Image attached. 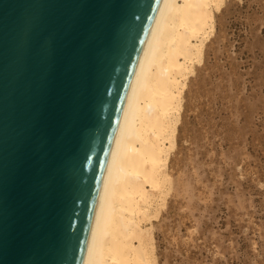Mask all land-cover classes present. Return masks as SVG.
<instances>
[{
	"label": "water",
	"instance_id": "1",
	"mask_svg": "<svg viewBox=\"0 0 264 264\" xmlns=\"http://www.w3.org/2000/svg\"><path fill=\"white\" fill-rule=\"evenodd\" d=\"M163 0H0V264H86Z\"/></svg>",
	"mask_w": 264,
	"mask_h": 264
},
{
	"label": "rangeland",
	"instance_id": "2",
	"mask_svg": "<svg viewBox=\"0 0 264 264\" xmlns=\"http://www.w3.org/2000/svg\"><path fill=\"white\" fill-rule=\"evenodd\" d=\"M215 24L148 224L156 264H264V0H226Z\"/></svg>",
	"mask_w": 264,
	"mask_h": 264
},
{
	"label": "bare ground",
	"instance_id": "3",
	"mask_svg": "<svg viewBox=\"0 0 264 264\" xmlns=\"http://www.w3.org/2000/svg\"><path fill=\"white\" fill-rule=\"evenodd\" d=\"M226 0H163L144 48L120 129L86 264H156L153 206L172 175L185 89ZM172 169V168H171Z\"/></svg>",
	"mask_w": 264,
	"mask_h": 264
}]
</instances>
